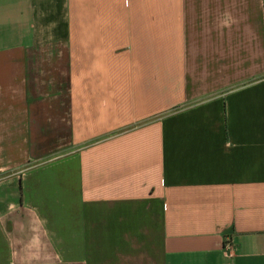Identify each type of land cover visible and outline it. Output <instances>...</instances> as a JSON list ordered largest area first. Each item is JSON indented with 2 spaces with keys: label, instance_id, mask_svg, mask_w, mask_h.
I'll return each mask as SVG.
<instances>
[{
  "label": "crops",
  "instance_id": "1",
  "mask_svg": "<svg viewBox=\"0 0 264 264\" xmlns=\"http://www.w3.org/2000/svg\"><path fill=\"white\" fill-rule=\"evenodd\" d=\"M0 264H264V0H0Z\"/></svg>",
  "mask_w": 264,
  "mask_h": 264
}]
</instances>
